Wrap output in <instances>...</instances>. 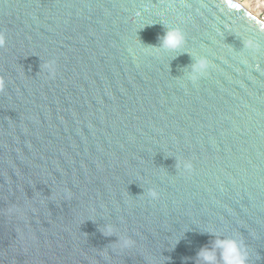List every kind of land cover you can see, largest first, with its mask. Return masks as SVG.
<instances>
[{
  "label": "water",
  "instance_id": "1",
  "mask_svg": "<svg viewBox=\"0 0 264 264\" xmlns=\"http://www.w3.org/2000/svg\"><path fill=\"white\" fill-rule=\"evenodd\" d=\"M0 34V264H200L207 232L264 264L263 22L232 0H0Z\"/></svg>",
  "mask_w": 264,
  "mask_h": 264
},
{
  "label": "clouds",
  "instance_id": "2",
  "mask_svg": "<svg viewBox=\"0 0 264 264\" xmlns=\"http://www.w3.org/2000/svg\"><path fill=\"white\" fill-rule=\"evenodd\" d=\"M185 35L179 28H167L166 33L162 37L161 48L172 51H179L185 44ZM6 43V37L0 34V46ZM208 64L204 58L196 59L191 66V71L187 78L195 84L202 75L207 71ZM0 87L3 83L0 82ZM153 198L156 197L155 192L149 193ZM107 236L113 235L109 230L103 232ZM211 234L214 239L210 241L209 246L202 247L197 253V260L200 264H248L249 254L242 240L236 237ZM124 246L129 244V241H122Z\"/></svg>",
  "mask_w": 264,
  "mask_h": 264
},
{
  "label": "built area",
  "instance_id": "3",
  "mask_svg": "<svg viewBox=\"0 0 264 264\" xmlns=\"http://www.w3.org/2000/svg\"><path fill=\"white\" fill-rule=\"evenodd\" d=\"M264 23V0H232Z\"/></svg>",
  "mask_w": 264,
  "mask_h": 264
}]
</instances>
